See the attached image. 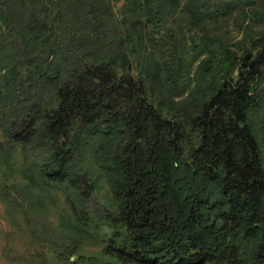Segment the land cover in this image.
<instances>
[{"label":"trees","instance_id":"1","mask_svg":"<svg viewBox=\"0 0 264 264\" xmlns=\"http://www.w3.org/2000/svg\"><path fill=\"white\" fill-rule=\"evenodd\" d=\"M260 1L0 0V132L65 197L60 261L100 264L73 260L94 230L107 264H264V36L205 39L192 77L210 97L181 120L156 107L143 59L156 48L146 64L178 94L184 31ZM103 186L105 216L90 207Z\"/></svg>","mask_w":264,"mask_h":264},{"label":"rangeland","instance_id":"2","mask_svg":"<svg viewBox=\"0 0 264 264\" xmlns=\"http://www.w3.org/2000/svg\"><path fill=\"white\" fill-rule=\"evenodd\" d=\"M120 7L123 0H110ZM186 46L183 49L184 74L189 78L188 86L172 95L162 84L158 60L156 65H147V59L155 58L159 52L147 47L144 68L149 76L150 96L156 107L182 119V109L193 106L200 98H209L210 92L196 91V71L199 62L207 55L205 39L217 38L229 42L256 39L264 36V0L246 11H238L213 23L192 26L184 31ZM167 51V50H165ZM149 52V53H148ZM197 72V71H196ZM172 76L169 82L176 83ZM259 136L264 154V115H260ZM31 156V155H29ZM29 158L19 147L10 148L0 132V264H69L59 260L61 250L71 246L69 228H76L65 197L61 192L43 191L28 169ZM103 186L94 192L90 202L91 213L100 211L107 215L108 196ZM63 248V249H62ZM103 246L97 233L88 230L78 254L73 257H93L100 264L110 261L103 254ZM79 263V262H78Z\"/></svg>","mask_w":264,"mask_h":264}]
</instances>
